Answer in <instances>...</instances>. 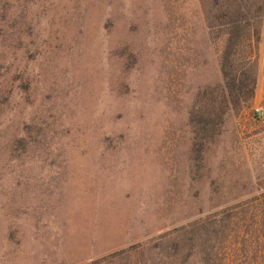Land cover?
Segmentation results:
<instances>
[{
    "label": "rangeland",
    "instance_id": "374dc122",
    "mask_svg": "<svg viewBox=\"0 0 264 264\" xmlns=\"http://www.w3.org/2000/svg\"><path fill=\"white\" fill-rule=\"evenodd\" d=\"M256 27L252 99L212 114L197 0H0V264H168L263 195L264 2Z\"/></svg>",
    "mask_w": 264,
    "mask_h": 264
},
{
    "label": "trees",
    "instance_id": "16d2710c",
    "mask_svg": "<svg viewBox=\"0 0 264 264\" xmlns=\"http://www.w3.org/2000/svg\"><path fill=\"white\" fill-rule=\"evenodd\" d=\"M209 32L215 34L222 78L219 89H210L211 113L245 105L255 89L252 55L245 51L259 40L264 0H197ZM252 54V53H251ZM182 232L173 253L165 251L168 264H264V194L235 204ZM165 235L163 238L168 241ZM178 239V237H177ZM185 250V251H184ZM191 262H188L189 260Z\"/></svg>",
    "mask_w": 264,
    "mask_h": 264
},
{
    "label": "built area",
    "instance_id": "2783aa9c",
    "mask_svg": "<svg viewBox=\"0 0 264 264\" xmlns=\"http://www.w3.org/2000/svg\"><path fill=\"white\" fill-rule=\"evenodd\" d=\"M252 123L264 127V111L261 108H255L251 116Z\"/></svg>",
    "mask_w": 264,
    "mask_h": 264
}]
</instances>
